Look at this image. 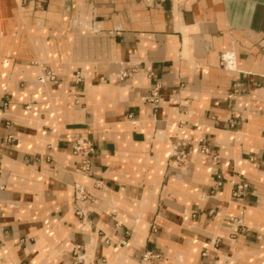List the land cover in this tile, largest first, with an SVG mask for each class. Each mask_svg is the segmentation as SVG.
Here are the masks:
<instances>
[{"label": "crops", "instance_id": "0c3cea01", "mask_svg": "<svg viewBox=\"0 0 264 264\" xmlns=\"http://www.w3.org/2000/svg\"><path fill=\"white\" fill-rule=\"evenodd\" d=\"M0 165V264H264V0H0Z\"/></svg>", "mask_w": 264, "mask_h": 264}, {"label": "built area", "instance_id": "2783aa9c", "mask_svg": "<svg viewBox=\"0 0 264 264\" xmlns=\"http://www.w3.org/2000/svg\"><path fill=\"white\" fill-rule=\"evenodd\" d=\"M164 1V0H159ZM134 71V69H127L121 72L120 77L121 78H127L131 75V73ZM51 75V79L54 81H57V77L53 74ZM81 80V78H78ZM242 92V83L237 82L234 86V94L238 95ZM161 95V86L159 84H156L148 97V100L156 105L158 108L159 100ZM6 126H11V121H6ZM18 141L17 138L14 136V134L9 133L6 137L7 143H14ZM72 153L77 155L80 159L81 168L84 172H86L88 175L93 176V155L95 153V143L84 139L82 137L76 138L72 143ZM202 151L204 153L210 154V147L208 145L202 146ZM175 159L177 161V164L181 167H185L188 163L189 159V151L185 148H178L175 147V153H174ZM252 160H255L254 157L251 158ZM3 168L0 165V180L2 176ZM223 183L222 176L219 175V180L217 181V186L221 185ZM102 181H96V187H101ZM249 183L247 181H239L236 182V188L234 189V196H242L245 191L248 189ZM76 195L77 199L81 201H92L93 195L88 190V188L84 185L78 184L76 185ZM76 213L79 216L84 215V211L78 207L76 210ZM215 245L218 246L221 242V238H217L212 241ZM208 252V249L204 251V254ZM155 255L152 251L146 252V254L143 256V263L147 262L150 258H152ZM86 252L82 245H76L73 250V261L75 264H84L86 260Z\"/></svg>", "mask_w": 264, "mask_h": 264}, {"label": "water", "instance_id": "95a60500", "mask_svg": "<svg viewBox=\"0 0 264 264\" xmlns=\"http://www.w3.org/2000/svg\"><path fill=\"white\" fill-rule=\"evenodd\" d=\"M162 89H163V87H162ZM162 89H161V95H160V100H159L158 108H160L161 105H162V100H163V90H162ZM176 128H177V125H176ZM174 153H175V143L172 145V148H171V156L174 155ZM138 220H139V219H138ZM133 232H134V230H133ZM130 240H131V239H129V241L125 244V247L123 248L122 251L125 250L126 246L129 244ZM144 253H145V251L142 253V256H141L140 261H139L138 264H143V259H142V257H143V255H144Z\"/></svg>", "mask_w": 264, "mask_h": 264}]
</instances>
